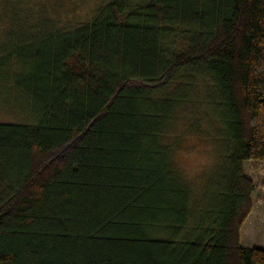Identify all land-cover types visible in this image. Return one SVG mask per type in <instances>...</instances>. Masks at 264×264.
<instances>
[{
	"label": "trees",
	"instance_id": "trees-1",
	"mask_svg": "<svg viewBox=\"0 0 264 264\" xmlns=\"http://www.w3.org/2000/svg\"><path fill=\"white\" fill-rule=\"evenodd\" d=\"M134 1L65 30L59 3L0 0V80L30 118L0 123V264H264L240 243L243 163L264 161V0ZM196 81L222 167L188 228L205 204L166 139Z\"/></svg>",
	"mask_w": 264,
	"mask_h": 264
},
{
	"label": "rangeland",
	"instance_id": "rangeland-1",
	"mask_svg": "<svg viewBox=\"0 0 264 264\" xmlns=\"http://www.w3.org/2000/svg\"><path fill=\"white\" fill-rule=\"evenodd\" d=\"M110 1L113 0H29L30 3L36 2L37 4H49V2L61 4V8H56L60 10L53 11L51 17L57 20V26L65 30L88 22L95 9ZM137 2L139 0L133 3ZM5 28L6 35L0 37V53L5 50L6 43H8L7 37L13 35V30L11 32L10 27ZM21 33L24 38V33ZM19 34L16 33V35ZM34 43L38 44V41ZM36 44L32 46L34 47ZM5 85L1 81L0 123L30 121L24 111L25 102L21 94ZM191 87L193 88L189 91L188 101L173 115L168 130L169 137L166 139L168 143H174L170 161L177 171V174L175 173L177 179L190 189L191 206L205 204L202 211H199L202 207L194 209L193 217L190 216L194 219L188 228H192L200 220H207L211 215L217 198L219 189L217 185L221 179L222 167L218 152L212 148L210 141V136H212L210 134L211 118L204 110L207 91L203 89L201 81H196ZM198 109L201 110V113L197 111ZM215 127L217 128V126ZM215 137L216 134L213 139L218 140L219 137ZM68 149L69 146L62 147L57 150L56 155L62 158L67 154ZM243 169L255 186L252 193V211L240 229V243L243 247L264 249V161H245Z\"/></svg>",
	"mask_w": 264,
	"mask_h": 264
}]
</instances>
